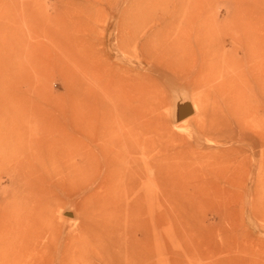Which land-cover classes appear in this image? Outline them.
Listing matches in <instances>:
<instances>
[{"label":"bare ground","instance_id":"obj_1","mask_svg":"<svg viewBox=\"0 0 264 264\" xmlns=\"http://www.w3.org/2000/svg\"><path fill=\"white\" fill-rule=\"evenodd\" d=\"M33 2L0 0L1 98L58 96V92L37 86L53 78L58 79L64 91L68 88L66 13L61 10L51 16L48 9L37 8ZM150 19L141 24L131 20L130 27L137 33L125 40L132 49L121 51L126 58L125 69L108 68L103 60L83 62L78 85L81 112L79 118L74 115L78 118L76 123L73 117L66 116L63 124L51 123L54 125L51 130L7 131L4 143H0V170L13 179L22 178L25 183L20 188L23 203L20 205L16 197L9 200L13 221L10 225L6 222L7 227L0 225V264H53L52 261L69 264V250L75 257L72 264H163L160 250L163 214L158 211L162 212L165 198L168 207L178 210L180 206L197 204L201 208L202 205L222 208L231 205L233 193L246 189L247 184L241 179L245 157L243 160L234 157L211 164L206 182L195 184L191 177L185 180L189 181L191 193L180 182L178 190L184 194L174 196L175 191L170 194L169 189L167 193L162 150L155 129L160 118L156 116L158 104L149 85L153 77L137 72L136 66L163 62V66L175 68L170 71L183 76L186 86L197 91L192 103L197 113L194 122L197 121L196 126L206 138L238 147L249 142V153L240 148L236 151L239 157H254L252 164L248 162L252 166L251 185L254 192L259 190L260 177L264 179L261 143V139L264 143V118L259 117L256 104L260 94L264 95V56L260 54L264 37L256 33L257 21L233 14L221 24L187 15L161 16L155 22L156 29L140 32ZM221 25L223 32L218 28ZM226 43L230 45L228 49ZM238 53L242 56L238 57ZM66 91L65 95L72 94L73 88ZM75 124L74 130L69 129ZM219 130L225 132L216 135ZM63 143L76 145L72 152L74 160H70ZM29 181H33L34 187ZM173 181L170 182L174 184ZM171 183L170 186L176 187L178 182ZM72 186L83 205L82 226L77 234L67 230L71 236H63L53 215L58 210L54 207L63 204L65 198L61 200L64 195L60 194H66ZM207 191H212L215 199L211 200ZM68 198L71 199L70 195ZM62 207L58 205L61 210L57 215L68 212ZM57 240L67 241L52 255L46 248Z\"/></svg>","mask_w":264,"mask_h":264},{"label":"rangeland","instance_id":"obj_2","mask_svg":"<svg viewBox=\"0 0 264 264\" xmlns=\"http://www.w3.org/2000/svg\"><path fill=\"white\" fill-rule=\"evenodd\" d=\"M34 2L37 8L43 10L48 9L47 12L51 16L55 14V12L61 10H64L66 13V22H68L67 26H69L67 31L69 42L67 45L68 61L66 78L67 84H70L69 86L67 85V89L73 88V93L70 94L68 92L69 95L68 93L65 95L67 89L64 91L59 85L58 79L53 78L50 79L51 81H48L49 83L39 82L37 86L42 89L51 90L54 93L58 92L57 94H60L58 96L32 97L26 95L23 99H6L0 97V143H4V136L9 134L7 131H28L29 129L32 133L37 128L36 132L38 133V131L41 130H51L55 125L54 123H56V125L60 122L63 124L66 116L69 118L73 117L72 119L76 123L81 112L78 85L81 79V67L83 62L87 59L98 62L103 60L101 62H104L108 68L110 66H117V68L122 70L125 69V67H127V63H125L126 58L121 51L129 47L132 49L130 42L125 40L129 35H135L137 33L135 28L130 27L132 19V22L141 24L151 18L150 22L143 30H141V26V28L137 26V29L140 28L139 31L143 32L145 30L156 29L157 25L155 22L161 16L170 18L187 15L204 19L207 23L218 21L221 24L224 23L227 17L233 14L240 18L257 21L256 33L258 36L264 37V0H34ZM220 27H218L221 30L220 32H223L222 25ZM215 29L218 30L217 27H215ZM121 44L124 45L121 46ZM224 46L226 49L230 47L227 43L224 44ZM260 50V54L262 53L264 56L263 45ZM237 55L238 57L242 56L241 53ZM157 63L159 62H154L153 65L150 63V65L148 64L149 66H145L144 64L142 66H136L135 70L139 73H148V76H150L149 78L153 77L150 79L152 82L149 80V85L155 95L156 103L158 104L156 116L160 118H157L155 122V129L157 130V136L159 135L158 139L162 150L161 166L163 167V176H165L163 177L165 180H163L166 191L169 189L168 191H170V194L174 191L177 192L172 193L173 195L175 194L174 196L182 195L184 193L178 190L182 185L184 190L187 189V193H191L190 190L192 189L189 186V181L187 182V186V183L184 182L185 180H190L192 178L191 180L194 181L195 184L197 182H206L209 180L208 175L210 174L208 171L211 164L214 165V163L227 158L237 157L238 160H243L244 157L245 159L247 158V162L245 159L242 161L245 171H243L241 175L244 184H247L246 189L233 193L232 196H230L231 198L229 197L231 205L227 207L221 208L202 205L203 208H201V206L197 204L191 207L180 206L181 208L179 207L178 210L177 207H168V204H166L167 199L164 197L166 202H164L165 205L163 208L165 210L162 208V212L158 211L159 215L163 214L160 217V250L163 264H264V179L260 177L261 180L258 182L260 183L259 190L254 192L251 185L252 176L250 175V168H252L250 164H252L254 157L251 158V156L248 157L247 155L239 157V153L236 151L240 148L241 150L243 149L242 151L246 150V152L249 153V142H246V144L243 143L245 146L242 144L238 147L235 144H232V146L228 144L224 145L221 141H214L206 138L203 132L196 126L197 121L194 122L197 113L193 108V104L196 99L195 97H197V91L192 90L190 87L188 88V86H186V80L183 76L179 77L180 75L178 72L173 73L170 71H174L175 68H167L168 66H163V62H160L158 66ZM167 69L171 73L167 71ZM172 74L176 75L174 76ZM152 83H155V86L152 85ZM152 86L155 89H153ZM63 92L64 94L61 95ZM163 98L166 99L164 100ZM159 103H163V106ZM179 104H181L184 112H187V115L176 122V107ZM256 105L259 117L264 118V95L260 94ZM159 106L164 108H160ZM159 108L163 109L161 111L162 113ZM74 115H78V118H75ZM161 115L164 117L161 118ZM169 117L170 119H168ZM163 118L164 120L161 121ZM76 125L77 124L68 127L74 130ZM262 126L264 128L263 122ZM166 127H168L167 130ZM221 131H217L216 135H222L225 132ZM261 140V143L264 145L263 139ZM58 145L60 146V144ZM63 145L68 151L67 153L71 156L70 160H74L75 157L72 155V152H75L74 150L76 148L74 146L76 145L68 146L65 143H63ZM227 146L233 148L228 147L227 149ZM242 146L244 148H241ZM222 148H224V151ZM225 149H227L228 154L224 158L223 156L226 154ZM212 151L214 152L212 153ZM219 152H221V154L225 153L222 155V158ZM235 152L236 154L234 155ZM229 155L232 156L230 157ZM173 179L174 181L176 179L175 182H178L177 185ZM19 180L21 181L22 178L13 179L9 175L2 174L0 170L1 226L7 227L10 225L9 223L13 221V218L11 219V217H13L12 210L9 208L12 201L9 200H13L16 197L19 202L21 201L20 205L23 203L21 198H24V195L22 196L20 191H23V189L20 188H23L22 186L25 182L22 180L21 183H19ZM170 181H173L176 187L170 186ZM32 182L29 181V184L34 187ZM179 182L182 184L180 185ZM16 183L19 185L17 186ZM40 184H38V187L41 186L42 189L48 190L47 186H42ZM174 184L171 183V185ZM27 185L28 184H26V186ZM183 185L185 187H183ZM32 187L29 186L28 188L33 190ZM71 188L70 190L72 193L69 188L66 191L67 194L69 190L70 193L67 195H70L71 199L68 198L66 194H60V197L64 195L61 197V200L65 198L62 202L63 204H57L55 207L53 206L55 211L58 209L57 211H59V213L61 209L59 210L58 205L60 208L64 205L62 209L68 211L64 216L62 214L61 216L57 215V211V213L54 211L55 213L53 214L59 225L60 232H58L59 234L62 233L63 236L69 235V233L72 235L77 234L78 228L82 226L81 218L83 214L80 212L83 205H80V195L78 194L79 196H75L78 192L73 190L75 189L73 186ZM75 191L76 194H74ZM168 191L167 193H169ZM207 192L212 196H209L210 199L212 198L211 200L215 199L216 196L211 193L212 191ZM67 198L69 200H67ZM6 201L10 204H7ZM235 202L237 204H235ZM196 206H199V208H196ZM67 230H69V233ZM63 241L65 242L67 240H57L53 244L51 243L46 249L50 250L52 255L56 254L61 250ZM67 257L69 264H72L75 258L72 251L69 250ZM152 257L154 260V255ZM52 263L56 264L55 261H52Z\"/></svg>","mask_w":264,"mask_h":264},{"label":"water","instance_id":"obj_3","mask_svg":"<svg viewBox=\"0 0 264 264\" xmlns=\"http://www.w3.org/2000/svg\"><path fill=\"white\" fill-rule=\"evenodd\" d=\"M176 113H177L175 115L176 122H178L179 120L183 119L187 115V112H184L181 104L177 105V107H176Z\"/></svg>","mask_w":264,"mask_h":264}]
</instances>
